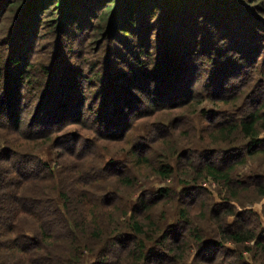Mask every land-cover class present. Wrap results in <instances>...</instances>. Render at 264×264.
I'll list each match as a JSON object with an SVG mask.
<instances>
[{
	"label": "trees",
	"instance_id": "trees-1",
	"mask_svg": "<svg viewBox=\"0 0 264 264\" xmlns=\"http://www.w3.org/2000/svg\"><path fill=\"white\" fill-rule=\"evenodd\" d=\"M241 4V0H0V23L9 11L15 18L0 52V264H89L94 258V264H111L109 257L115 247L137 264H157L159 260L161 264H179L193 242L198 254L202 253L198 264H250L244 257L254 250L250 244L261 253L259 261H264V234L257 237L244 231V226L236 230L243 215L229 206L220 217L219 231L209 239L199 227L193 228L185 210L175 231L164 234L165 230L159 229L161 236L150 237L141 218L152 212L153 205L142 198L131 213L125 212L129 216L125 231L111 235L109 220H114L116 213L111 202L100 196L94 204L87 194L96 184L90 181L93 169L86 161L98 160L91 151L82 149L96 141L72 131L59 133L72 124L91 120L97 137L127 136L133 129L132 120L152 109L178 108L192 100L190 81L200 74L206 75V90L199 103H225V97L243 87L232 78L249 77L252 81L263 71H256L262 54L264 65V32L259 33L264 22ZM241 17H254L256 23L252 27ZM48 25L56 36L59 54L65 48L67 55L75 52L76 59L83 39H102L105 59L92 76L85 77L75 66L76 60L64 62L56 59L55 53L51 63L43 64L41 76L34 78L28 69L33 68L36 43ZM86 27L93 31V38L82 35ZM133 47L138 50L128 57L125 52ZM116 51L117 58H113ZM112 62L123 68H112ZM251 99L238 117L216 123L214 129L217 137L227 138L224 142H229L231 134H243L248 138V153L227 150L219 166L212 162L198 169L232 190L234 200L243 183L235 180L236 166L227 160L235 157L243 161L246 156L264 153V137L259 136L264 129V102ZM251 103L253 110L248 112ZM40 141L48 149H65L60 162L44 160L40 152H34L30 143ZM138 155L136 152L142 163L148 162ZM77 158L84 160L77 163ZM157 171L165 179L173 174L169 164H162ZM197 176L194 180L198 182L202 177ZM121 181L129 184L131 178ZM258 185L264 194V185ZM198 187L185 192L192 195L200 191ZM170 194V189L161 190L165 199ZM102 203L109 206V214ZM148 220L156 228L152 215ZM189 234L193 236L190 240ZM228 243L247 248L243 252L231 250ZM99 246H103L101 251H97ZM122 261L125 259L117 264Z\"/></svg>",
	"mask_w": 264,
	"mask_h": 264
},
{
	"label": "rangeland",
	"instance_id": "rangeland-1",
	"mask_svg": "<svg viewBox=\"0 0 264 264\" xmlns=\"http://www.w3.org/2000/svg\"><path fill=\"white\" fill-rule=\"evenodd\" d=\"M241 1V5L244 8L249 9L251 14L256 15L260 21L264 22V0ZM241 18L243 22L250 26L256 23L254 17L247 18L246 20L243 17ZM14 25L15 18L13 11H9L2 23H0V41H3L0 43V52L1 48L3 49L6 36H8ZM48 27L44 30L47 33L43 35V31L36 43L35 55L32 59L34 61L32 63L33 68L30 67L28 69L29 71H33L34 78L38 79L41 76L40 70L43 64L45 62L51 63L55 53L58 54L56 59H63L64 62L76 60L75 66L83 70L86 75L85 77L92 76L95 70L100 67L102 60L105 59L106 51L103 48L102 39L97 40L95 36L94 39H83V45L80 47L81 52L77 53L78 57L76 59L75 52L72 51L67 55L66 51L69 50L65 48L64 52L59 54V49L56 50V47H58L55 44L56 36L52 35L51 27ZM263 32L264 29H259V33ZM78 34L81 35V33ZM84 34H89L93 38L94 33L93 31H88L86 27L82 35ZM58 43L63 47L61 40ZM61 47L59 48L61 49ZM73 50H76V48H73ZM136 50L138 49L134 47L133 51L130 49L125 52L124 48L120 49L128 57L133 56L137 52ZM117 54L118 51L111 56L117 58L115 56ZM262 56L259 57L260 62L256 71L258 68L263 69V71L261 73L258 71V74L252 81L249 77H247V80L245 78H232L231 81L234 83L240 84L242 82L243 87H240V90L233 93L232 96L225 97V103L216 101L214 103L210 101L199 103L202 92L206 90V75L200 74L190 81V86L194 90V98L192 100L189 99L187 103L178 108L168 107L166 109L162 108L160 111L152 109L144 116L137 118L138 120H132L133 129L127 136L116 137V139L97 137V133L93 131L95 130L93 128L94 123L91 120L84 124H72L59 132L72 131L83 138L96 141V143L92 144L94 148L92 145H87L82 149L85 153L91 151L93 159L98 160L97 162L94 161V163L92 159L86 161L87 167L93 169L92 171L90 170V174L92 175L90 181L96 184L94 187H89L87 194L91 196V203L98 204L97 201L100 200V196H102L104 202H111L112 211L116 212L115 219L109 220L112 224L111 235H115V232L125 231L123 227L125 224H128L129 219V216H125V212L131 213L133 205L142 198L152 201L153 205L152 212L145 214L141 218L150 237L161 236L162 233H158L159 229L165 230L164 234L169 231H175L177 225L180 223L182 210L189 212L193 228L199 227L205 239L214 237L215 233L219 231L220 217H224L226 206L232 208L236 214L243 215V222H241L240 226L236 227V230L244 226L246 228L244 231L256 233L257 237L260 234H264V194L261 193L258 185H264V183L258 182V179L264 180L263 152L250 157L246 156L243 161L235 159V157L227 160V163L236 166L233 174L235 180L243 183L241 189H237L239 190L237 200L232 198V190L227 189L210 176L200 173L198 170L207 163L212 162L219 166L221 158L224 157L222 153L227 150L234 149L238 150V152L242 150L241 152L248 153L245 147L248 138L243 134H231L229 142H224L223 139L227 138L224 136L217 137L214 129L216 123L223 122L227 118L238 117L239 113L244 112L247 103L250 102H247L249 97H253L251 101L254 100V103L258 100H263L262 102H264V65L262 64ZM249 63L250 61L246 63L245 68H247ZM111 66L112 68H123V65L114 62H112ZM86 84L88 86V83ZM111 84L115 85L113 82ZM111 88H114L113 90L117 89L116 87ZM89 91H91L89 95L92 96L93 89ZM205 94L207 95V92ZM140 98L146 100L142 95H140ZM137 103L140 104L138 101ZM146 105L149 108L151 107L148 101ZM253 106V103L249 104L246 111L253 110ZM210 111L214 113H209ZM87 115L89 116V114ZM118 119V124L120 125L121 119L120 117ZM259 136L264 137V129L261 130ZM138 142L143 143L137 144ZM30 144L34 152H40L44 160L52 161V163L60 162L59 157L66 152L64 151L65 149L54 147L48 149L49 146L44 141ZM135 144H137L136 147ZM136 152L139 153L138 156L141 158H147L148 162L142 163L141 160L137 159L135 156ZM230 152L232 154L238 153ZM83 160L76 159L77 163H81ZM108 163H112V165L107 167ZM91 164L93 165L91 166ZM162 164H169L172 167L173 174L169 179H165L158 174L157 170ZM98 169H100V172ZM196 170L197 175L202 176L194 175V171ZM117 172L121 174L116 175ZM194 176L202 178L197 182L194 180ZM125 177L131 178L129 184L122 183L121 179ZM198 186L201 188L200 191L195 192L196 194L191 195L185 192L186 188H199ZM236 186L237 184L235 183L233 187L236 188ZM162 189L171 190L169 198H163L161 195ZM158 191H160V194ZM102 206L105 213L109 214V206L103 203ZM213 210H216V212L214 213ZM149 215H152L156 228L150 224L148 220ZM233 219L234 217L229 218L228 221H232ZM188 238L190 240L193 236L189 234ZM227 247L231 250L237 248L239 252H243L247 248L233 243H228ZM249 247L254 250L252 254L248 251L244 253L245 259L250 264H264V261H259L261 253L256 250V246L254 248L250 244ZM102 248L103 246H99L97 251H101ZM111 253L112 255L109 257L111 264H117L124 259L125 261H122L120 264H137L134 259H129L128 253L120 249V247H115ZM201 254H198L197 247L193 242L188 252L184 255L185 260L179 264H198V258ZM96 259L94 258L89 261V264H94ZM156 263L161 264L162 262L159 260Z\"/></svg>",
	"mask_w": 264,
	"mask_h": 264
}]
</instances>
